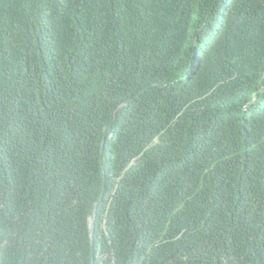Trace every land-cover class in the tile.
Masks as SVG:
<instances>
[{
    "label": "trees",
    "instance_id": "1",
    "mask_svg": "<svg viewBox=\"0 0 264 264\" xmlns=\"http://www.w3.org/2000/svg\"><path fill=\"white\" fill-rule=\"evenodd\" d=\"M0 264H264V0H0Z\"/></svg>",
    "mask_w": 264,
    "mask_h": 264
}]
</instances>
